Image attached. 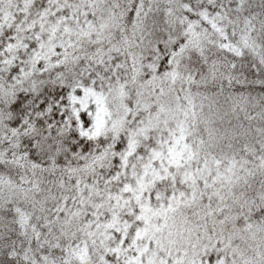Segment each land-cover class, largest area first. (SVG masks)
I'll use <instances>...</instances> for the list:
<instances>
[{
	"label": "snow or ice",
	"instance_id": "6c2138e0",
	"mask_svg": "<svg viewBox=\"0 0 264 264\" xmlns=\"http://www.w3.org/2000/svg\"><path fill=\"white\" fill-rule=\"evenodd\" d=\"M0 264H264V0H0Z\"/></svg>",
	"mask_w": 264,
	"mask_h": 264
}]
</instances>
